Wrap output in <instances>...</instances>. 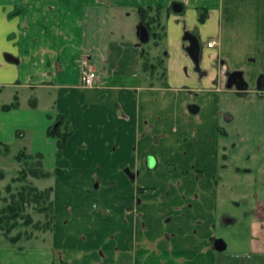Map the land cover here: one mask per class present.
<instances>
[{
	"label": "crops",
	"instance_id": "0c3cea01",
	"mask_svg": "<svg viewBox=\"0 0 264 264\" xmlns=\"http://www.w3.org/2000/svg\"><path fill=\"white\" fill-rule=\"evenodd\" d=\"M148 6L167 11L164 88L136 83L141 46L112 25ZM185 31L198 36V68ZM232 71L245 90L226 87ZM260 75L264 0H0V105L19 101L0 110V141L43 157L46 147L72 172L50 176L72 182L59 205L51 187V229L14 244L0 233V264H264ZM59 118L71 130L62 148L47 133Z\"/></svg>",
	"mask_w": 264,
	"mask_h": 264
},
{
	"label": "rangeland",
	"instance_id": "374dc122",
	"mask_svg": "<svg viewBox=\"0 0 264 264\" xmlns=\"http://www.w3.org/2000/svg\"><path fill=\"white\" fill-rule=\"evenodd\" d=\"M112 10L113 12L116 11L114 9ZM121 11L124 12V9H121ZM129 12L133 13V11H129ZM147 14H148L147 15L148 17H156V19L155 20L153 19L152 21H150L148 25H145V23L142 22L140 18L139 20L128 19L127 17L124 16L125 14H123V16H121L120 18L116 17V20H112V25L114 26V29H117L121 34H124V35L127 34L129 30V26L131 29L129 32H131L132 34L133 33L136 34V26L140 22H142L147 27L149 31V40L146 43L140 44L141 47L139 51L143 52V57H140V71L138 73V76L135 78L136 83L140 85L141 87L159 86V87L164 88L167 85V82H166V54H165V47L163 45V40L165 37V25H166L165 21H166L167 11H165V9L156 10L155 8L152 7L151 10L147 11ZM135 15L136 14H134L132 17H135ZM136 40L137 42H139L137 35H136ZM183 45H185V49H186L188 42L184 41ZM143 62L145 66H142ZM0 101H10L9 94L3 93L0 96ZM22 102H23V107L21 110H23V108L26 107V99H24V97H23ZM202 113L203 111L201 112V117L203 118ZM192 119L193 121H187V124L190 127H194L193 126L194 123H197V124L200 123V119H198V116L193 117ZM1 120L3 119L0 118V124H1ZM17 120H18L17 117H12V118H8L7 120L5 119L4 122L6 124L10 123L11 125L13 124L15 125ZM24 123L25 121L23 120L21 121L20 125L23 126ZM183 126H184V123H181V128ZM21 145L22 144H20L18 141H15L14 143H11L9 145L8 153L6 154L4 153L0 155V168L4 172V178L0 180V194H1L0 195V206H3L5 204L4 198L8 202L9 196L12 193L16 192V190L22 184H24V182H18V181L12 182L11 181L13 177L17 176L18 174L17 172L21 168V163L17 162L14 159V155L18 151H20V149H22ZM0 149H2V147H0ZM43 152L45 153L44 154L45 157H43V160H42L43 166L46 170L51 171L53 168L57 166L56 164H54L55 163L54 157L50 156V153L46 149V147L43 148ZM57 167H62V169H66L65 176H69V174L72 173L71 170H68L70 166L58 165ZM54 176L50 177L49 179L47 178L35 179L29 176L27 181L33 184L34 186H37V188L39 189L52 187L54 189V192H56L57 194L56 202L59 205L60 203L63 204L62 200H60L61 198L63 199L71 198V197H68L67 194L70 191L69 186L72 184V182L71 181H69V183L58 182L57 177H54ZM233 183L234 181L231 180L230 182H228V186L229 185L231 186ZM6 185H10V190H11L10 192L6 191L5 189ZM93 185H95V182L92 183V186ZM243 186H244L243 182L241 185H238V186L232 185V187H237V188L240 187L239 191L241 190V188H243ZM40 206H42L41 203L40 205L31 203L25 211L20 213L19 217L17 218V222H16L17 227L11 230L10 236H14L18 232H20L21 236H20L18 243L30 242L33 240L34 237L39 238L40 236H42V232L46 231L45 229H42V227H40L41 223L45 221L44 213H40L38 210ZM27 214L31 216V222L29 223H26L28 220V217H26ZM54 214L56 213L54 212ZM54 220H55V215H54ZM35 224H38V227H34ZM228 228H231V227H228ZM229 232H231V230H229ZM0 233L3 235L2 231H0ZM7 242L9 241L7 240Z\"/></svg>",
	"mask_w": 264,
	"mask_h": 264
},
{
	"label": "trees",
	"instance_id": "16d2710c",
	"mask_svg": "<svg viewBox=\"0 0 264 264\" xmlns=\"http://www.w3.org/2000/svg\"><path fill=\"white\" fill-rule=\"evenodd\" d=\"M151 9V6L141 7L139 9L140 19L145 23V25H148L150 21L156 19V17L147 16V11ZM155 9L159 10L160 7H156ZM139 55L140 57H143V52H139ZM142 66H145L144 62ZM18 106L19 101L17 95L15 94L10 103L0 105V110L8 111L17 108ZM62 126L64 127V130L61 129ZM53 127L54 132L49 128L47 133L49 135H53L56 138L57 147L62 148L65 144L66 138L71 134V130L65 128V121L63 118H59ZM0 147H2V149H0V155L8 153V144L0 141ZM14 159L21 163V168L18 170L17 176L13 177L11 181L24 182V184H22L16 192L9 196L8 202L4 198L5 204L0 206V231H2L3 236L12 244L19 241L21 234L18 232L14 236H10V232L12 229L17 227L16 222L20 213L25 211L31 203H35L37 205H40L41 203L42 205L38 209L40 213H44L45 215V221L40 225L42 229H51L54 222V207L53 201L50 198L52 191L51 187L38 189L36 186L27 181L28 177L30 176L32 178L40 179L63 173V169L60 168H54L52 171L46 170L42 162L43 154L40 152L27 153L25 150H20L14 155ZM2 178H4V172L0 168V180ZM5 189L7 192H10V185H6ZM26 217H28L26 223L31 222V216L27 214ZM34 227H38V224H35Z\"/></svg>",
	"mask_w": 264,
	"mask_h": 264
},
{
	"label": "water",
	"instance_id": "95a60500",
	"mask_svg": "<svg viewBox=\"0 0 264 264\" xmlns=\"http://www.w3.org/2000/svg\"><path fill=\"white\" fill-rule=\"evenodd\" d=\"M171 11L173 13H180L183 11L184 5L182 2L173 1L170 5ZM136 35L139 39L138 44H143L148 42L149 40V31L147 27L140 22L136 26ZM184 41L188 42V45L186 47V51L189 55V57L192 59L194 65L196 68L199 66V56H200V42L197 39V37L193 34H191L188 31H185L182 36ZM5 58L10 61H17L15 58L10 56L9 54L5 55ZM235 87L237 90H245L247 88V83L243 79L242 72L241 71H232L228 73L227 79H226V87L232 88ZM256 87L260 91H264V75H260L257 79ZM188 109L190 112H197L198 106L195 104H190L188 106ZM153 165V161L150 160V166ZM131 174V173H130ZM131 180H133V177L130 176Z\"/></svg>",
	"mask_w": 264,
	"mask_h": 264
},
{
	"label": "built area",
	"instance_id": "2783aa9c",
	"mask_svg": "<svg viewBox=\"0 0 264 264\" xmlns=\"http://www.w3.org/2000/svg\"><path fill=\"white\" fill-rule=\"evenodd\" d=\"M212 44H214V41H209L207 43L208 46H211ZM96 79L97 74L93 68L89 67L88 65L83 67L80 74L82 86L87 88L93 87L95 85Z\"/></svg>",
	"mask_w": 264,
	"mask_h": 264
},
{
	"label": "flooded vegetation",
	"instance_id": "af4514ba",
	"mask_svg": "<svg viewBox=\"0 0 264 264\" xmlns=\"http://www.w3.org/2000/svg\"><path fill=\"white\" fill-rule=\"evenodd\" d=\"M139 16H140V11H139ZM192 34V33H191ZM194 35V34H193ZM196 36V35H195ZM197 37V39H198V36H196ZM199 40V39H198ZM187 42V41H186ZM125 172L127 173V175L129 176V178H130V176H132L133 178L135 177V174H133V173H131L129 170H125ZM131 173V174H130Z\"/></svg>",
	"mask_w": 264,
	"mask_h": 264
}]
</instances>
